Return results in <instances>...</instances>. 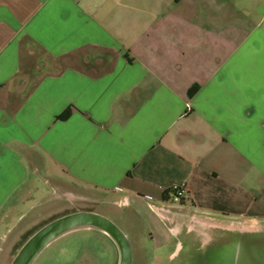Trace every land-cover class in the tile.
<instances>
[{
    "label": "crops",
    "instance_id": "0c3cea01",
    "mask_svg": "<svg viewBox=\"0 0 264 264\" xmlns=\"http://www.w3.org/2000/svg\"><path fill=\"white\" fill-rule=\"evenodd\" d=\"M39 177L159 245L193 213L260 229L264 0H0V233Z\"/></svg>",
    "mask_w": 264,
    "mask_h": 264
},
{
    "label": "rangeland",
    "instance_id": "374dc122",
    "mask_svg": "<svg viewBox=\"0 0 264 264\" xmlns=\"http://www.w3.org/2000/svg\"><path fill=\"white\" fill-rule=\"evenodd\" d=\"M38 185L48 191L45 196L47 202L40 208L34 205L21 209L23 215L8 230L0 233V264H10L22 244L39 228L78 211L99 213L120 227L132 244L133 251L141 249L140 260L136 261V252L133 264H264V222L256 231H243L249 227L250 222L246 219L193 213L191 235L183 232L177 236H165L164 243L159 245L151 241L143 226L133 236L128 222H122L117 209L110 205L99 203L84 205L91 209H77L75 205L71 207L59 200L56 191L50 189L49 177H39ZM16 238L17 245L11 247ZM137 238L142 241L140 246H135ZM178 241L181 247L170 256ZM118 251L115 242L103 232L75 230L51 242L32 264H117Z\"/></svg>",
    "mask_w": 264,
    "mask_h": 264
},
{
    "label": "water",
    "instance_id": "95a60500",
    "mask_svg": "<svg viewBox=\"0 0 264 264\" xmlns=\"http://www.w3.org/2000/svg\"><path fill=\"white\" fill-rule=\"evenodd\" d=\"M79 228H94L107 234L118 247V264H131L132 248L126 234L106 216L91 211L70 213L48 222L22 244L10 264H32L51 242Z\"/></svg>",
    "mask_w": 264,
    "mask_h": 264
},
{
    "label": "built area",
    "instance_id": "2783aa9c",
    "mask_svg": "<svg viewBox=\"0 0 264 264\" xmlns=\"http://www.w3.org/2000/svg\"><path fill=\"white\" fill-rule=\"evenodd\" d=\"M170 193V203L171 204H178L182 201L184 194L186 193V185L185 184H174L170 186L168 189ZM123 204L126 202L123 201Z\"/></svg>",
    "mask_w": 264,
    "mask_h": 264
},
{
    "label": "trees",
    "instance_id": "16d2710c",
    "mask_svg": "<svg viewBox=\"0 0 264 264\" xmlns=\"http://www.w3.org/2000/svg\"><path fill=\"white\" fill-rule=\"evenodd\" d=\"M66 114H67V112H64L60 117L64 118V117H66Z\"/></svg>",
    "mask_w": 264,
    "mask_h": 264
}]
</instances>
